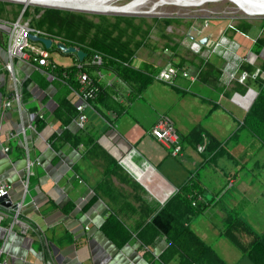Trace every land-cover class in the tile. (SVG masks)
I'll return each mask as SVG.
<instances>
[{
    "label": "crops",
    "instance_id": "crops-1",
    "mask_svg": "<svg viewBox=\"0 0 264 264\" xmlns=\"http://www.w3.org/2000/svg\"><path fill=\"white\" fill-rule=\"evenodd\" d=\"M239 23L207 22L193 28L187 41L173 34L171 24L162 31L163 24H153L150 37L127 65L152 77L171 62L196 80L180 76L172 86L153 79L137 92L113 68L95 67L92 74L99 72L107 97L85 107L84 127L75 119L61 125L54 116L60 80L48 79L46 67L38 68L35 61L13 59L21 103L12 99V81L4 68L8 41L0 39V141L9 146L7 153L0 151V180L11 184V203L23 202L18 222L6 215L10 209L0 215L5 264H44L37 239L23 230V223L31 222L45 230L55 264H151L153 259L157 264L168 244L166 236L158 234L147 245L137 232L186 183L202 190L196 202L205 206L189 222L193 232L227 264H252L240 250L252 233L242 234L239 245L224 234L228 215L241 218L256 234L264 232L248 218L264 199V191L255 195L251 190L264 178V145L241 128L259 91L255 78L262 71L264 44L258 52L255 46L264 31L261 23H251L243 32ZM73 56L71 63L61 64L50 53L62 66L75 63ZM67 98L75 107L76 94L70 91ZM35 111L43 117L33 122V130L28 112ZM162 114L174 123L180 155H172L150 133ZM195 126L201 127L200 146L185 139ZM64 130L77 140H63ZM27 160L32 165L25 191ZM108 215L130 234L123 244L121 229L109 228L115 238L101 229ZM259 216L264 221V210Z\"/></svg>",
    "mask_w": 264,
    "mask_h": 264
},
{
    "label": "trees",
    "instance_id": "trees-1",
    "mask_svg": "<svg viewBox=\"0 0 264 264\" xmlns=\"http://www.w3.org/2000/svg\"><path fill=\"white\" fill-rule=\"evenodd\" d=\"M6 5V2L0 1V17L8 13ZM29 14L28 8H25L23 15L27 17ZM97 17L99 21L94 22L82 13L56 8H34V15L30 18V24L54 36H58L60 38L59 41H62L66 45L76 46L85 51L87 57L84 61L94 51L101 53L103 55V63L98 68L101 66L113 68L137 92H142L153 81V78L128 66L127 62L134 54L135 49L143 42L145 35L149 34L153 24H146L145 28H141L140 25L134 24L131 17L116 16L113 22L103 15H98ZM154 20L156 24H163L161 31L172 22L169 18ZM121 22H124V25H120ZM237 26L239 30L247 32L252 24L247 21H241ZM261 27L264 31V20ZM139 31L140 34L142 33V38H135ZM263 44L264 36L256 40L255 51L258 52ZM53 48L60 51L53 46L51 49H48L49 52ZM49 59L50 65L46 67V70L50 71L61 83L59 93L56 95L58 106L54 110V116L59 119L61 125H67L78 116V111H76L67 98L71 88H76L79 85L76 79L77 68L75 63L77 60L70 66H62L56 64L51 58ZM93 68L95 67L88 66L85 70L91 76H94L92 74ZM260 70L264 71V61L260 65ZM63 71H66L65 76L62 74ZM262 71L256 75L255 81L259 86V91L244 116L241 128L248 130L264 145V77L260 76ZM26 84V81L23 82L24 90ZM46 84L47 82H45ZM102 90L101 88L97 96L98 98L102 95L107 97V94ZM39 123H36V125H39ZM74 137H76V141L77 136L71 134L68 130H64L61 136L63 140H70ZM185 139L200 146L202 144L201 127H193L188 135L185 136ZM199 194H202V190L195 183H186L181 191L174 194L154 214L150 222L140 224L142 228L138 230L137 237L143 244H151L158 234L166 236L168 244L159 255L157 264H168L170 259H175V264H227L189 226L191 218L198 215L205 208L201 202H196L197 195ZM227 223L224 234L230 241L238 245L240 243L238 239L242 234L245 232L252 233L251 241L240 246V250L252 264H264V232L256 234L247 223L236 215H228ZM114 225L123 232V244L130 238V234L127 231L124 232L120 222L115 217L108 215L101 225V229L108 236L115 238L109 231V228ZM155 262V259H153L151 264Z\"/></svg>",
    "mask_w": 264,
    "mask_h": 264
},
{
    "label": "built area",
    "instance_id": "built-area-1",
    "mask_svg": "<svg viewBox=\"0 0 264 264\" xmlns=\"http://www.w3.org/2000/svg\"><path fill=\"white\" fill-rule=\"evenodd\" d=\"M26 8V6H25ZM25 10V9H24ZM24 11H22L23 13ZM32 33L38 36L51 38L52 42L54 40L59 41L58 36H54L51 33L39 29L30 24V19L24 20L20 15L16 18H5L0 17V39L7 38V55L9 61L5 63L4 68L8 72L10 80L12 81V99L21 103V92L18 86V80L13 69V59L17 58L23 61H35L38 68L48 67L50 65V53L49 50L44 48L39 42L31 41L28 38V34ZM200 44L196 43L194 46L198 47ZM78 61V60H77ZM75 63L77 68L76 79L78 80V86L76 88H71L77 96V101L75 102V109L78 111V116L75 121L79 127H84L87 120V116L84 113L85 107L89 106V102L94 101L98 93L101 90L100 84V74L96 72L94 76H91L89 72L85 70L88 66L98 67L103 63V55L99 52L94 51V53L87 58L84 62L78 61ZM54 66V63H53ZM44 71V70H43ZM47 77L56 78L50 71H44ZM63 76L66 75V71H63ZM184 77L194 82L196 80V75L191 74L187 69L180 67L174 63H167L164 67L158 70L152 75V78L161 83L167 85H177L176 80L178 77ZM5 106L10 105V101L4 103ZM43 117L40 111L28 112V118L30 121L29 127L35 130L33 124L34 121L41 119ZM150 133L153 137L159 141L164 147L170 150L172 155L181 154V145L179 143L178 134L176 128L170 116L166 114L160 115L152 127L150 128ZM0 151L7 153L9 151L8 144H3L0 141ZM32 161L27 160L25 167L26 181L24 182V190L26 191L28 185V175L30 172V167ZM11 189V184L6 180H0V196H8ZM14 207H3L0 205V215L5 213L4 209H10L11 212L7 213L9 217L13 219V222H18L20 220V213L23 207V202L18 201L12 203ZM12 222V224H13ZM24 232H30L38 241L40 245L41 255H43L44 264H55L52 259V253L49 245L48 238L45 234V230L37 222L23 223ZM11 232V227L9 229ZM4 252V243L0 245V264H5L1 259V255Z\"/></svg>",
    "mask_w": 264,
    "mask_h": 264
},
{
    "label": "rangeland",
    "instance_id": "rangeland-1",
    "mask_svg": "<svg viewBox=\"0 0 264 264\" xmlns=\"http://www.w3.org/2000/svg\"><path fill=\"white\" fill-rule=\"evenodd\" d=\"M6 2V9L8 13L5 15L6 18H16L20 15L24 20L30 19L34 15V8H54L51 6H44L35 3H25L13 0H0ZM131 0H115L116 3L113 5H122ZM121 2V3H120ZM177 2V3H175ZM120 3V4H119ZM141 3V4H140ZM186 0H142L139 1V8L135 9L133 13H98V12H87L75 9H64L57 7L56 9L82 13L86 17L92 19L94 22L99 21L98 15H103L107 17L111 22L115 20L116 16H124L133 18V22L136 25H140L141 28H145L146 24H156L154 19H164L169 18L172 20L171 27L173 34H176L180 38H183L185 41L189 40L190 37L194 34L193 28L197 26H206L207 22H230L229 25L238 23L239 21H247L252 23L254 26H259L264 20V15L254 14L249 12L244 8V5L236 3L231 0H211L206 1L204 4L198 5H188L184 4ZM170 4V5H169ZM23 6H26L29 11V16L25 17L22 13ZM136 13V14H135ZM120 25H124V22H121ZM200 26V27H201ZM258 28V27H257ZM260 30V29H259ZM151 32V31H150ZM149 34L145 35V39L150 37ZM261 32V30H260ZM142 33L137 32L135 38H142ZM199 36V35H196ZM153 37V35H152ZM57 43V40H54L53 45ZM192 43L196 44L197 41ZM191 43V44H192ZM199 44V43H198ZM51 57L58 63L65 64L71 63L75 59L74 54L64 53L57 51L54 48L50 51ZM73 59V60H72ZM264 178H259L258 181L254 183V186L257 188H252L255 190V195L264 187ZM262 199V198H259ZM252 205L249 206V208ZM264 210V199L261 201L252 211L251 217H248L252 226L258 230L264 229V221H258L260 218L259 213Z\"/></svg>",
    "mask_w": 264,
    "mask_h": 264
},
{
    "label": "bare ground",
    "instance_id": "bare-ground-1",
    "mask_svg": "<svg viewBox=\"0 0 264 264\" xmlns=\"http://www.w3.org/2000/svg\"><path fill=\"white\" fill-rule=\"evenodd\" d=\"M13 1L35 3L44 6H51L54 8L59 7L64 9H75V10H81L87 12L134 14L135 9L137 10V8H139L138 6H140L138 4L139 1L142 0H131L122 5H113V3H116L115 0H13ZM206 1L208 2L211 0H186V3L184 4L200 5V4H204ZM231 1L244 5V8L246 10H249V12L251 13L253 12L254 14L264 15V0H231Z\"/></svg>",
    "mask_w": 264,
    "mask_h": 264
},
{
    "label": "water",
    "instance_id": "water-1",
    "mask_svg": "<svg viewBox=\"0 0 264 264\" xmlns=\"http://www.w3.org/2000/svg\"><path fill=\"white\" fill-rule=\"evenodd\" d=\"M24 9H25V6H23L22 11H24ZM27 36L31 41L41 43L43 47L46 49H51L54 46L55 48L59 49L61 52L74 54L76 55V58L80 62L84 61V59L87 57V53L83 51L82 49L77 48L76 46L66 45L62 41H59L55 45H53L51 38L38 36L32 33H29ZM204 41H205V37L201 39V42H204ZM0 205L3 207H10V206L14 207L11 201L8 199V196H0Z\"/></svg>",
    "mask_w": 264,
    "mask_h": 264
},
{
    "label": "clouds",
    "instance_id": "clouds-1",
    "mask_svg": "<svg viewBox=\"0 0 264 264\" xmlns=\"http://www.w3.org/2000/svg\"><path fill=\"white\" fill-rule=\"evenodd\" d=\"M57 42H59V41H57ZM78 48V47H77Z\"/></svg>",
    "mask_w": 264,
    "mask_h": 264
},
{
    "label": "flooded vegetation",
    "instance_id": "flooded-vegetation-1",
    "mask_svg": "<svg viewBox=\"0 0 264 264\" xmlns=\"http://www.w3.org/2000/svg\"><path fill=\"white\" fill-rule=\"evenodd\" d=\"M50 53V52H49Z\"/></svg>",
    "mask_w": 264,
    "mask_h": 264
}]
</instances>
